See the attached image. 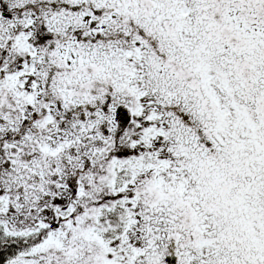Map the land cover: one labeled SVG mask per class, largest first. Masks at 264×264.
I'll return each mask as SVG.
<instances>
[{
  "label": "snow or ice",
  "instance_id": "snow-or-ice-1",
  "mask_svg": "<svg viewBox=\"0 0 264 264\" xmlns=\"http://www.w3.org/2000/svg\"><path fill=\"white\" fill-rule=\"evenodd\" d=\"M0 264H264V0H0Z\"/></svg>",
  "mask_w": 264,
  "mask_h": 264
}]
</instances>
